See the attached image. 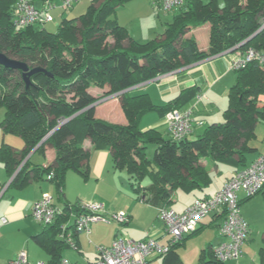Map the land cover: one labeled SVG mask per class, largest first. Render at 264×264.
I'll return each mask as SVG.
<instances>
[{
  "label": "trees",
  "instance_id": "1",
  "mask_svg": "<svg viewBox=\"0 0 264 264\" xmlns=\"http://www.w3.org/2000/svg\"><path fill=\"white\" fill-rule=\"evenodd\" d=\"M16 1L0 0V51L42 70L31 74L28 83L20 69L0 63V107H5L0 127L25 142L20 158L7 143L0 147V159L13 177L11 186L21 189L31 180L47 177L64 199L68 171L89 178L91 151L83 146L86 138L91 139L92 149L112 152L115 168L129 174L137 200L159 209L171 208L176 189L192 192L211 184L203 159L245 166L248 154L255 150L250 142L257 137V124L264 120V101L260 100L264 67L257 62L235 71L224 121L209 124L193 138L175 140L157 127L142 130L140 121L151 111L164 115L191 105L199 88H184L165 105L154 104L147 93L134 95L128 89L239 44L264 49V0H223V5L218 0H185L165 31L144 43L115 17L129 0H91L84 13L63 18L55 33L36 24L17 28L12 21ZM31 1L45 5L56 0ZM206 22L211 24L209 47L202 50L195 37L183 35ZM106 84H110L109 94L120 92L125 124L96 116L93 103L97 99L87 88ZM149 143L156 145L152 158L146 154ZM47 145L55 149V158L47 166L23 161L34 148L44 153ZM260 192L264 195V187L256 194ZM254 195H247V200ZM83 211L81 202L66 201L56 219L32 235L49 252L48 264H60L64 249L70 246L58 235L66 232L62 226L72 215L75 234L77 216ZM184 238L165 254L163 264H183L176 248ZM206 252L208 259L203 252L201 264L224 263L215 257L212 246ZM259 264H264V249Z\"/></svg>",
  "mask_w": 264,
  "mask_h": 264
},
{
  "label": "crops",
  "instance_id": "2",
  "mask_svg": "<svg viewBox=\"0 0 264 264\" xmlns=\"http://www.w3.org/2000/svg\"><path fill=\"white\" fill-rule=\"evenodd\" d=\"M36 5L39 7L44 6L41 3H36ZM125 10L126 6L124 5L117 9L115 17L119 23L125 26L129 34L138 40L148 37L144 30L139 26L135 29V21L139 17L130 16L128 14L126 15L125 13V19L122 18L121 13L125 12ZM210 30L211 24L206 22L200 26L191 27L183 37H195L199 47L202 50H207L209 47ZM230 65L231 52L228 53L224 51L183 66L174 71L165 73L155 79L140 83L128 90H131L134 95L147 93L154 104L165 105L176 97L184 88L193 86L197 89L199 88V94H197V96L201 95V100H198L196 96L191 101V104H194L195 121L202 122L201 124L195 123L194 132L191 134L195 136L203 132L205 129L204 123L206 122V118H209L206 114L208 112L216 113V108L221 109L222 102H220L218 97L221 94H226L229 91L228 89H230V85H233L236 82L237 75L236 78L233 77ZM109 88V84L105 85L104 88L96 86L89 88V92L91 95L93 94L94 97L99 94L102 96L94 105L96 107V116L103 118L105 115V117H108L116 113L118 116L117 119H119V122L117 123L125 124L127 122V118L121 105L119 97L120 92L104 95V92L108 91ZM223 96L225 97V95ZM260 100L264 101V95L260 96ZM222 101H224V98ZM201 110H206V114H199ZM155 115L157 116V120L154 122H146L144 127H146V125H151L149 128L157 127L163 133H167L165 114L163 115L158 112V114L156 113ZM144 116L142 119L146 120L147 117L145 118ZM113 119L115 118H111L109 121L116 122V120ZM214 119H218V116H215ZM223 121L217 120L213 123ZM202 124L203 126H201V129H198V127ZM191 135L189 136L191 137ZM3 142L13 148L14 153L18 158L21 157V153L25 148V142L22 137L5 132L3 128L0 127V147ZM92 144L93 143L90 138H86L83 141V146L91 151L88 162L91 166L89 169L92 175L91 177L89 175V178L87 179L89 181L83 179L78 171L76 172L80 174V177L87 182H82L80 179L76 180L75 177H72V174H74L72 172H75V170L68 171L64 187V199L59 198V192L55 183L47 177L31 180L27 186L21 189L11 186L13 177L8 174L5 163L0 159V264H8L23 250L27 252L28 260L31 264H35L38 261L49 262V252L44 247L38 245L36 242V244L33 243L34 241L31 240L32 235L41 232L44 227L39 231L36 226L31 228L27 218L28 215H33V208L36 201L39 200L45 193L52 196L53 203L56 207H58L60 213L63 211L66 201L71 203L93 201L101 202L105 205V215H107L109 221L92 222L89 225V228L77 231L74 234V227H72L71 224L74 223L75 216L72 215L69 221L62 226L63 230L66 232L60 231L58 235L59 238H64L62 235L71 234L75 241L74 246L69 244L70 247H66L63 251V258L68 259L73 264H91L98 258V247L111 246L117 238H130L133 240H148L155 238L160 244H168L171 237L168 236L169 233L166 232V225L159 217L160 209L149 203L137 200L136 193L131 186L129 174L124 169L115 168L112 152L106 148L100 150L92 149ZM257 149L258 148L255 147V150ZM255 150L252 151L253 154H248V161L245 166H235L229 173L219 166L220 162L215 164L209 159H203L202 163L210 169L212 182L214 176L217 174L221 175L225 173V176L223 178L219 177L221 180L214 184V186H210L212 184L211 182V184L203 190L196 189L192 192H186L181 189H176L173 192V203L171 204V208L182 213L190 205H192L196 199L203 197L209 198L215 195L224 187L228 179H230L238 170L250 165L258 155L264 154V152H255ZM36 153L39 152L36 151V148H34L23 161L26 162L30 159L32 164L47 166L55 158V149L51 145L46 146V150L43 153L45 158L42 159L41 157H38L36 159L37 162L35 163L32 158ZM23 163L19 166V169ZM69 181L72 183L76 181L79 183L78 187L83 190L79 191L75 196H70L66 191V186ZM238 196L240 200H242V215L249 223L250 232L244 243L243 255L239 259L228 260L224 263L259 264L260 260L258 262L257 256L261 253V250L264 249V247L260 248V250L256 252L255 243L259 235V231L257 233L256 226L254 224L255 218L252 216L250 209L247 208V195L245 191L242 189L239 190ZM73 197H75V200H73ZM119 211H124L128 215V223H121L112 218V213ZM2 217L7 219L6 223L2 222ZM223 219L224 214L220 212L213 213L212 216L208 215L201 220L198 226L200 227L198 231L192 235H190V233L184 236V240H182L176 248L183 264H201L203 252L206 254H204V258L206 257L208 259L206 249L211 246L213 249V246L225 239L220 232V225ZM102 222H108V224ZM117 222L120 223L119 226L116 224ZM14 228H25L28 231L27 237L21 240L18 246L12 247L11 249V246L3 244L10 243L9 245H11L7 236L4 238V235L6 233L8 234L9 230ZM29 234L31 239L28 236ZM250 234H253L252 242L249 241ZM31 242L35 245H32ZM36 246L43 249L47 255ZM164 256L165 255L151 256L148 264H163V260L165 258Z\"/></svg>",
  "mask_w": 264,
  "mask_h": 264
},
{
  "label": "built area",
  "instance_id": "3",
  "mask_svg": "<svg viewBox=\"0 0 264 264\" xmlns=\"http://www.w3.org/2000/svg\"><path fill=\"white\" fill-rule=\"evenodd\" d=\"M80 0H62L61 6L68 9L73 3ZM185 0H154L153 4L165 11H173L184 3ZM56 4L48 1L44 6H37L31 0H17L13 10L12 21L17 28L28 25H44L54 20L51 12ZM231 52L230 68L240 70L250 62H257L264 67V49L255 47L241 48L240 44L226 50ZM159 77V76H158ZM157 78V77H156ZM201 100L202 96H197ZM194 104L184 108H174L165 114V124L170 137L175 140L184 139L193 133ZM52 174L49 175V178ZM264 187V154L258 155L248 166L238 170L218 191L209 198H198L184 212L180 213L172 208H160L159 217L166 225V232L171 234L167 245L160 244L157 239L133 240L130 238H117L111 246L98 247V258L91 264H148L151 256L165 255L171 247L179 242L185 235L194 232L201 220L210 213L220 212L224 219L220 225V232L225 238L213 246V253L220 261L238 259L243 255V245L249 236V223L242 215L239 190H244L246 195H254ZM83 213L77 216L76 231L89 228L92 222L109 221L105 215V205L101 202H82ZM58 207L53 203L52 196L45 193L36 201L33 208L34 218L44 225L52 223L57 214ZM112 218L121 223L129 221L124 211L112 213ZM2 222L7 219L2 217ZM71 245L75 241L71 234L62 235ZM8 264H31L25 250L21 251L16 258ZM35 264H48L46 261H38ZM60 264H73L68 259L62 258Z\"/></svg>",
  "mask_w": 264,
  "mask_h": 264
},
{
  "label": "rangeland",
  "instance_id": "4",
  "mask_svg": "<svg viewBox=\"0 0 264 264\" xmlns=\"http://www.w3.org/2000/svg\"><path fill=\"white\" fill-rule=\"evenodd\" d=\"M153 1L154 0H129L124 5V6H126L125 12L121 13V16L123 19H125V17H124L125 13H126V15L128 14L130 16L139 17L135 21V29L137 28V26H139L140 28H142L144 30V32L148 36V37L143 38L142 40H138L135 38L136 40H138L142 43L147 42V41L155 38L160 33H163L165 31L166 27L168 26V24L172 23L174 13H176V11L179 9V7H178L176 9H174L173 11H165V10L161 9L160 7L155 6L153 4ZM61 2H62V0H56V3H55L56 6L53 7L51 10V12L54 16V20L50 21V22H46L43 25L48 32H51V33L57 32L63 18H65V17H76V16H79L80 14L84 13L87 9V6L90 4L91 0H81L80 2H75V3H73V6L71 8L65 9V10H64V7H62L60 5ZM218 2L220 5L224 4L223 0H218ZM189 37H191V36H189ZM189 37H183V38H189ZM232 73H233V77L236 78V75H237L236 72L232 70ZM231 86L232 85H230V87ZM91 87H95V86L88 87L87 88L88 92H89V88H91ZM96 87H98V86H96ZM100 88H104V87H100ZM109 91H110V88L108 91L104 92V95L109 94L108 93ZM125 91H127V90H125ZM125 91H122V92H125ZM223 95H225V97ZM223 95L221 94L218 97L220 102H222V103H221V109H217V108L215 109L216 113L215 112H208L206 114V112H207L206 110L200 111L199 114L205 113L207 116H209V118H206V122L204 123V127L208 126L210 123H213L214 121H217V120L223 121L224 120L223 114H224V111L226 110V108L228 107L229 98H228V92L226 94H223ZM69 97H70V94H68L67 98L69 99ZM101 97L102 96L100 94L98 96H95L97 101ZM223 98H224V101H222ZM97 101L94 103H97ZM156 113L158 114V112L153 111V112H148L145 114L144 117L145 118L147 117L146 120L142 119V121L140 123V128L142 130H145V129L147 130V128H149L151 126V125H146V127H144L146 122H150V121L154 122L155 120H157V116L155 115ZM4 114H5V107H0V116H1L0 120L4 117ZM100 116H102V115H100ZM105 116H103V118H106L108 120H110L111 118H115L113 120H116V122H119V119H117L118 116L116 113L112 116H108V117H105ZM215 116H218V119H214ZM193 117H194V114H193ZM194 121H195V118H194ZM201 126H203V124L200 125L198 127V129H201ZM194 127H195V125L193 126V132L195 129ZM256 132H257V137L254 140H252L251 145L258 148L257 150H255V152H257V151L258 152H264V120H261L258 122ZM164 135L168 136L166 132L164 133ZM195 136L191 135L192 138ZM155 149H156V145L154 143L147 144V146H146L147 156L152 158L154 156ZM250 154H253V153L251 152ZM38 157H41L42 159L45 158L44 154L39 152V153L35 154V156L32 158V160L36 163L37 162L36 159ZM219 166L221 168L225 169L226 172H228V173L231 172L233 170V168L235 167V165L228 163V162H220ZM72 173H74V174H72L73 175L72 177H75L76 180L80 179L82 182H85V183L87 181H89V180H87V181L83 180L82 177H80V174L76 171L72 172ZM224 174L215 175L213 178V182L210 186H214V184H216L219 180H221V179H219V177L223 178L225 176ZM91 175L92 174L90 173V177H91ZM78 185H79V183H77L76 181H74V183L69 181V183L66 186L67 193H69L70 196H75L79 191H82L83 189L78 187ZM73 198H74L73 200H75V197H73ZM246 203H247V208L250 209V211L252 212V216L255 218L254 224L256 226L257 233L259 231V235H258V237L256 239V243H255L256 252H258L260 250V248L264 247V240H263V236H264V195H263V193L260 192L256 195L252 196L251 198L246 200ZM209 216H212V213H210ZM27 218H28L29 226L31 228H34V226H36L38 231L43 228L44 223L38 222L33 217V215H28ZM102 223L108 224V222H102ZM116 224L118 226L120 225L119 222H117ZM27 231L28 230L25 228H21V229H15L14 228L12 230H9L8 234L6 233L4 235V238L7 236L9 242H11V245H9L10 243H3V244H6L7 246H11L10 247L11 249H12V247L18 246L20 241L23 240L25 237H27ZM28 236L31 239L30 234ZM168 236L171 237V234H169ZM252 239H253V234L252 235L250 234L249 241L252 242L253 241ZM31 240L34 241L33 239H31ZM33 243H35V242H33ZM33 243L31 242L32 245L36 244V243L35 244H33ZM36 247H38V246H36ZM39 249L44 254H46V252L43 249H41V248H39ZM259 258H260V254L257 256L258 262L260 260Z\"/></svg>",
  "mask_w": 264,
  "mask_h": 264
},
{
  "label": "water",
  "instance_id": "5",
  "mask_svg": "<svg viewBox=\"0 0 264 264\" xmlns=\"http://www.w3.org/2000/svg\"><path fill=\"white\" fill-rule=\"evenodd\" d=\"M264 27V25L262 26V28ZM253 36V35H252ZM252 36L250 38H252ZM249 40V39H248ZM0 63L3 64L6 67H10V68H16V69H20L23 72V76L25 77L26 81L29 83V77L31 74L42 70V68L40 67H33L30 68V66L28 65L27 62L18 59V58H13L8 56L7 54H5L4 52L0 51ZM96 103H93V106ZM46 139V138H45ZM43 139L41 141V143L45 140Z\"/></svg>",
  "mask_w": 264,
  "mask_h": 264
},
{
  "label": "clouds",
  "instance_id": "6",
  "mask_svg": "<svg viewBox=\"0 0 264 264\" xmlns=\"http://www.w3.org/2000/svg\"><path fill=\"white\" fill-rule=\"evenodd\" d=\"M264 25V24H263Z\"/></svg>",
  "mask_w": 264,
  "mask_h": 264
}]
</instances>
